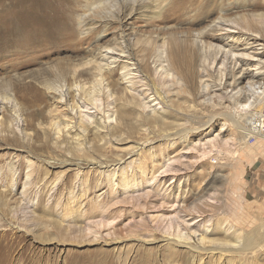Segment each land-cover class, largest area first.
<instances>
[{"label":"rangeland","instance_id":"374dc122","mask_svg":"<svg viewBox=\"0 0 264 264\" xmlns=\"http://www.w3.org/2000/svg\"><path fill=\"white\" fill-rule=\"evenodd\" d=\"M69 1L66 24L62 14L31 11L43 0H0V264H264V153L245 146L246 118L239 127L226 118L264 65L226 59L224 68L221 58L208 66L206 42L188 81L166 58L168 38L192 44L219 15L261 16L248 27L261 38L238 49L260 51L264 0H122L94 12L87 5L99 0ZM119 8L129 14L118 22L108 14ZM84 15L90 32L79 24ZM7 20L17 22L16 36ZM120 29L141 79L118 57ZM96 76L95 108L82 90ZM132 79L139 83L127 91ZM176 218L197 227L191 244L211 239L227 252L219 259L178 247L170 263L163 238Z\"/></svg>","mask_w":264,"mask_h":264},{"label":"bare ground","instance_id":"6f19581e","mask_svg":"<svg viewBox=\"0 0 264 264\" xmlns=\"http://www.w3.org/2000/svg\"><path fill=\"white\" fill-rule=\"evenodd\" d=\"M50 1L53 2V1H57V0H43V4L41 6H39V7L31 6L30 9H31V11L36 10L39 13H43L45 15L62 14L65 17L64 23L67 24V22H69L70 19L72 18V15L75 13L74 5L69 0H59L58 5H56L53 8H49V7H47V4ZM108 1H113L114 7L119 6V4L122 3V0H99L97 3L88 4L87 10L89 12H94V10L100 9V8H102V6L106 5V3H108ZM211 7H208L207 9H210ZM28 10H29V8H28ZM104 10H105V8H104ZM132 10H133V7L129 9V13ZM127 11L124 10L123 8H121V9L119 8L118 10H116L113 13L110 12L108 15L111 14L112 17L114 18V20L116 19L119 22L128 16L129 13H127ZM87 18H88V16H87ZM87 18H86V15L79 16V24L82 25V27H85V29H84L85 32H90L91 27H90L89 23H92V21H90L88 18L89 22L86 23ZM259 18H261V16H257V17L256 16H249L247 19H244L241 17H239V18L235 17L233 19L232 18L227 19L226 17L219 15V17L217 18V22H214L213 23L214 25L213 26L211 25L208 30H203V31L197 33L198 35L192 34V37H193L192 38V44H190L187 39H179V38H176L173 36L168 38L166 41V58L170 62L171 66H174V69H176V70L179 68L182 69V71H183V73L181 72L182 74L180 72H177V73L181 74V76L184 77L188 81H191L198 74L197 66H198V60H199L200 55H201L200 51L202 48V44L206 43V42L208 44V50L213 52V53H208V55H206V58L209 60L208 66H210V65L213 66L215 63L217 66L219 64V61L221 60V58H223L220 65L224 68H226V64H225L226 59L227 60L234 59L235 65L237 62H240V63H242L244 61L256 62L255 64L259 65L260 68H263L264 61H262L261 57L264 55V48H260V51H257L256 53H251L252 55H250L249 53H246L245 52V51H247L246 49H244L243 51L238 50L240 46L247 44V43L244 44L243 43L244 41L245 42L253 41L251 43V44H253L254 42H256V40L261 38L258 33L250 31L251 29H249V28L253 27V22H259ZM244 21H247V22L244 23ZM5 25L7 27V30L10 29V31H8L9 32L8 34L10 36L11 35L16 36L18 34L17 32H15V29H17L19 27L16 21L7 20L4 24V26ZM246 25H248V26H246ZM92 29H93V27H92ZM127 34H125V32L123 30H121L119 32V41H120L119 47H120V49H118V50H119L120 55H118V57H121V58L124 57L128 61H130L131 63L129 62V64L131 66H134L135 67L134 71L140 75L141 72L138 70V63L134 62V59L131 57L130 53H128V45L126 44ZM236 40H237V42L233 43ZM227 41L230 42V44H231L230 46L228 45L229 43ZM163 45H164V42H163ZM254 49H256V48H254ZM113 50L114 49H111L108 47L105 49V51L100 50V53L105 52V55L111 54L110 51H113ZM142 52L145 53L144 54V57H145L147 54H149V49L143 48ZM246 58H250V59H246ZM89 64H90V61L86 63L87 66H90ZM246 64H247V62H246ZM248 64H250V63H248ZM143 68H144L145 72L150 71V69L148 68L146 63L143 65ZM247 74L249 75V73L246 71L242 72L240 77L237 79V81H244L248 76ZM263 74H264V72H262V73L259 72V73H255V75H254V73L249 75L248 78H250L252 80L250 83L247 84V86L244 87V90L246 92L245 94L247 95V98L242 103L240 102V103L234 104L235 107L233 108L234 111H233L232 116L229 114L226 115V118H229L231 121H233V123H234L233 125H235L237 123V126L239 125L240 121H243V119L246 118L245 120H247L246 121L247 127L245 126L246 128H242L244 130L243 136L246 139L244 144L249 149L248 151L252 152V154H254V153L255 154L256 153L263 154L264 153V136H262V135L250 136V134H249V131H250L249 127L252 126L254 118L256 116H258V114H262V112H263L262 109L264 107V87L261 85L264 82L262 84L256 82V78L260 75L262 76ZM126 75H124V76H126ZM141 77H142V75H140V79H141ZM262 77H263V81H264V76H262ZM145 78H142V80H145ZM101 79H102L101 77L98 78V76H96L94 79V82H93V83H96V85H93L92 87H90L89 90H82V91H84V94L88 97V102H89V103H87L88 106L91 105V106L96 108L97 101L99 100V98L97 97V96H99L98 89L96 87L98 86L97 83H100ZM147 81H145V83L142 84L141 86H146L148 88V82ZM128 82L131 83L132 85L127 86L128 87V88H126L127 91H128V89H130L129 91L135 90L136 89L135 84L139 83V81L134 82L133 79L129 80ZM149 91H150V88L146 89V91L145 90L143 91V95L146 98L150 97V95L147 94ZM154 96L156 98H154L152 100V102L158 100L161 95L159 92H157L156 95H154ZM131 97H132V100L136 99L134 95H132ZM156 105H161V104H160V102H158V103H156ZM129 107H132V106H129ZM163 109H164V107H163ZM78 115H79V119L83 118V116H84L82 113H80ZM233 116H235V117L233 118ZM15 121H17V119H15ZM158 121H159V119H158ZM208 124H209V122L206 123V125L209 127L212 125V124H210V125H208ZM72 127H74V126H72ZM224 130L225 129H222L221 131H224ZM213 139L212 140L211 139L206 140L205 144L206 143H212L209 145H213L214 141H216ZM233 141H234L233 139L228 138L225 140V144H229V146H230V144L231 145L234 144ZM199 145H201V143H199ZM225 154L227 156H230V158H231V155H229L228 151H226ZM202 156H204V155H202ZM251 165H254V163H252ZM149 185H151V184H149ZM192 219H194V217ZM187 220L185 218H176L173 221L174 223L172 221H170L167 228L169 230H171L173 228L174 233H169L166 237L163 238V242L165 243V246H168L171 249L166 256L167 260L171 263L176 257H180L181 252L173 251L175 248H178V247L187 248L192 253L204 252L206 255H212V256L219 255V259L221 257H223V255L225 254V252H227V250L225 248H223L222 245H219L217 243L215 244L213 242V240H211V239L210 240H205V239L199 240L198 241L200 244L199 246L191 244L193 239L196 238V234L198 232V229L194 223H191V222L189 223ZM95 225L100 227L101 221H97L95 223ZM261 233L264 235V226L261 228ZM20 259H22V261H24V258L21 257ZM180 260H181L182 264H188L187 260H185L184 257H180ZM36 262H37L36 260L31 261L30 264H37ZM150 262H151L150 260H147L145 263L150 264Z\"/></svg>","mask_w":264,"mask_h":264},{"label":"built area","instance_id":"2783aa9c","mask_svg":"<svg viewBox=\"0 0 264 264\" xmlns=\"http://www.w3.org/2000/svg\"><path fill=\"white\" fill-rule=\"evenodd\" d=\"M262 111H263L262 114H258V116H256L254 118L252 126L249 127L250 128V131H249L250 136H253V135L264 136V107H263Z\"/></svg>","mask_w":264,"mask_h":264}]
</instances>
